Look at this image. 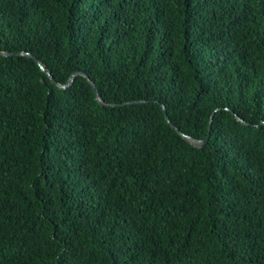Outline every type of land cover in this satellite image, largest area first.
Returning <instances> with one entry per match:
<instances>
[{"label":"trees","instance_id":"1","mask_svg":"<svg viewBox=\"0 0 264 264\" xmlns=\"http://www.w3.org/2000/svg\"><path fill=\"white\" fill-rule=\"evenodd\" d=\"M0 52V264H264V0H0Z\"/></svg>","mask_w":264,"mask_h":264},{"label":"water","instance_id":"2","mask_svg":"<svg viewBox=\"0 0 264 264\" xmlns=\"http://www.w3.org/2000/svg\"><path fill=\"white\" fill-rule=\"evenodd\" d=\"M0 54H4V55H6V56L13 55V54H9V53H1V52H0ZM16 55H18V54L16 53ZM29 56L35 58V57H34L33 55H31V54H29ZM35 59L37 60V58H35ZM37 61L40 63V65H41V67L43 68V70L51 76V78L53 79L54 82H56L55 79H54V77H53V75H52V73L49 72V71L47 70V68H46V67H45V66H44L39 60H37ZM79 74H82V73H77V74H75V75L72 77V79L70 80L69 84H68L67 86H61V88H69V87H71V86L74 84L75 79L77 78V76H78ZM84 75H85V74H84ZM85 76H87V75H85ZM91 83H92V85L94 86V90H95V92L97 93L98 99H99L101 102H103V98H102V96L100 95V92H99V90H98V87L96 86V84H95L93 81H91ZM103 103H104V102H103ZM165 111H166V113H167V109H166V107H165ZM167 117H168V119H170L169 116H167ZM184 136H185L186 138H188V139L190 138V137H189L187 134H185V133H184ZM209 139H210V135H209L206 139H204V140H195V141H193V142H194L196 145L203 146V145H205V144L208 143Z\"/></svg>","mask_w":264,"mask_h":264}]
</instances>
